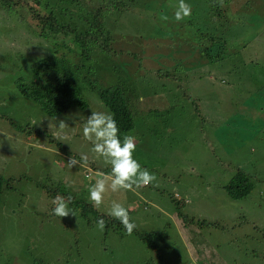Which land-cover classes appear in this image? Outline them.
<instances>
[{
    "label": "rangeland",
    "instance_id": "rangeland-1",
    "mask_svg": "<svg viewBox=\"0 0 264 264\" xmlns=\"http://www.w3.org/2000/svg\"><path fill=\"white\" fill-rule=\"evenodd\" d=\"M104 1L0 0V264H264V0H243L241 15L228 11L216 23L222 58L202 55L193 37L181 38L187 30L176 32L173 20L160 19L174 11L171 0H123L105 12L111 36L97 41L111 50L85 61V72L95 70L89 79L97 87L121 75L125 85L143 83L132 85L145 91L126 135L135 138L134 159L158 186L109 191L94 208L107 215L112 201L122 203L137 225L131 235L116 225L101 232L91 213V224L78 217L96 172L111 176L83 138L91 111L109 109L90 89L82 94L85 108L50 115L40 96H26L20 85L30 65L50 53L83 65L80 46L70 50L73 35L52 34L44 24L54 14L83 31ZM81 156L86 163L69 165ZM238 169L252 188L232 199L224 185ZM58 185L79 200L70 204L75 218L52 215V200L67 199L50 195Z\"/></svg>",
    "mask_w": 264,
    "mask_h": 264
},
{
    "label": "trees",
    "instance_id": "trees-1",
    "mask_svg": "<svg viewBox=\"0 0 264 264\" xmlns=\"http://www.w3.org/2000/svg\"><path fill=\"white\" fill-rule=\"evenodd\" d=\"M131 1L132 3L136 2V0ZM145 1L147 0H143L142 2ZM168 1L169 0H166V2ZM171 1L175 3V6L178 4V0ZM237 1L238 3H234L233 0H224V6L220 7L217 0H185L186 3L192 6V14L190 18L177 22L174 18L175 9L173 12L164 15L168 17V23H170V20L175 22L173 26L176 32L185 33L187 30L188 35L182 36L181 38L187 37L189 39V36L193 37L194 41L192 42V47L194 46V48L199 50L202 55L207 57L213 55L216 58H222L225 56L226 51L224 48L220 47L219 44L215 45V40L221 35V40L224 42V37L222 35L223 30L217 29L216 23L222 21V18L228 14V11L233 18L236 15H241L245 1ZM122 4L123 0H105L104 4L99 5V7H94L87 19V27L83 31H78L75 27L69 24H63L60 21L58 22L55 15L51 14L49 22L44 24V28L49 29V32L53 31L52 34H72L74 45L70 47V50L75 48V45L80 46V56H82L80 60L84 61V64L81 65L79 63L71 62L68 58L70 56L67 55V57L65 54L50 53L39 59L37 62L32 63V65H30V75L28 80L25 82V85L20 83V85L25 87L23 92L26 96L30 92L40 96L41 107L50 115L63 112L73 105L85 108L87 102L86 99L82 97V94L84 96L86 91H90V89L94 90L102 103L109 109L110 114L114 116L120 129L121 139H123L126 133L130 134L134 129L135 126L132 110L139 108V104L136 103V101H142V93L145 91V89L144 91L140 89L137 92H134L132 85L141 86L143 83L132 81L130 82L131 85H125L124 79L122 78L123 75H121V78L118 79L116 83L105 87H97L96 84L89 79L91 73H94V75L96 74L94 72L95 70H92V68L91 73L89 71L86 73L85 61L88 62L91 57L98 56L101 59L102 55H100V53L106 55L109 54L111 48L107 46V43L101 45L97 39H104L103 35H105L107 40H109L111 35L108 25L104 24V14L108 9L119 8ZM203 4H206L207 7ZM200 8L207 9V11ZM245 15L248 16L246 13ZM35 17H39L40 20H43L45 16L35 13ZM229 19L230 15L226 22H229ZM208 21H210L211 24H208ZM224 25L225 23L223 26ZM219 26H222V24ZM179 28H183L185 31H182ZM207 31H211L215 34H210ZM96 60H99V58H96ZM89 68H91V66H89ZM113 68L114 66L110 69L112 70ZM82 69L84 70L83 73L81 72ZM112 72L114 74L115 70H112ZM125 77H127L126 74ZM150 111L152 113L156 112L155 109ZM105 172H107V170H105ZM4 182L5 180L0 175V194ZM59 187H62V190H60ZM251 188L252 183L249 176H247L242 170H238L228 183L224 185L226 193L232 199H239L246 196ZM54 189H56L54 190V194H50L52 197L55 194L57 196V192L62 193L67 197L70 196L64 191L63 185L55 186ZM72 198V202L79 203L77 202L79 201L78 199L74 200L73 196ZM81 205L82 210L78 217L87 220L88 224H91L92 218L88 216V214L91 213L95 216V221L101 217L105 220V230L109 226L114 227V225H116L115 227H123L118 221L111 219L108 214L106 215L97 211L90 202L83 200L81 201ZM63 227L69 228L66 223ZM158 234V232L153 233L154 236H157ZM145 238L146 236L144 239Z\"/></svg>",
    "mask_w": 264,
    "mask_h": 264
},
{
    "label": "clouds",
    "instance_id": "clouds-1",
    "mask_svg": "<svg viewBox=\"0 0 264 264\" xmlns=\"http://www.w3.org/2000/svg\"><path fill=\"white\" fill-rule=\"evenodd\" d=\"M220 7L224 6V0H217ZM192 6L185 0H178L175 6L174 18L177 22L190 18ZM160 19L167 21L168 17L161 14ZM65 127L64 123L60 128ZM83 138L92 144V152L97 158H103L106 165L111 166V176H106L104 172H96L95 183L92 184L89 191V202L93 207L99 209L104 203L105 194L109 191L115 193L119 191H135L142 187L158 186L155 182L157 177L147 168H143L139 161L134 159L133 153L136 150L135 138L131 135H125L123 139L120 136V129L114 116L110 113L91 111L83 127ZM69 165L75 167L81 163L87 162L86 156H81L80 160L75 157L69 158ZM72 196L65 199L63 196H57L52 200L54 207L52 215L61 220L75 218L76 210L70 207ZM108 215L123 225L126 233L131 235L137 225L130 216V209L122 203L112 201ZM97 228L103 232L106 228V222L101 217L96 221Z\"/></svg>",
    "mask_w": 264,
    "mask_h": 264
},
{
    "label": "crops",
    "instance_id": "crops-1",
    "mask_svg": "<svg viewBox=\"0 0 264 264\" xmlns=\"http://www.w3.org/2000/svg\"><path fill=\"white\" fill-rule=\"evenodd\" d=\"M238 170H240V169H238ZM238 170H237V171H238Z\"/></svg>",
    "mask_w": 264,
    "mask_h": 264
}]
</instances>
